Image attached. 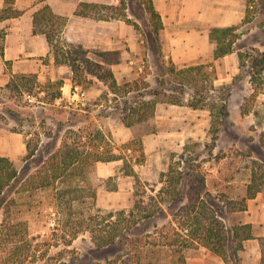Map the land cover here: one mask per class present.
<instances>
[{
    "label": "rangeland",
    "instance_id": "rangeland-1",
    "mask_svg": "<svg viewBox=\"0 0 264 264\" xmlns=\"http://www.w3.org/2000/svg\"><path fill=\"white\" fill-rule=\"evenodd\" d=\"M108 1L119 4V0ZM224 1L227 2L216 0L215 6H221ZM233 1L236 6L243 2L245 14L241 22L233 25L238 27L234 51L217 59L214 57L215 42L208 38L214 27L199 26L192 0H159L166 22V28L163 26L160 31L146 11L144 0H126V12L132 23L124 20L104 23L100 29L101 39L94 35L97 28L89 27V36L77 41L68 40L62 30V42L68 46L71 55L78 58L77 63L82 65L85 73L88 68L102 74L106 69L112 70L120 85L112 90L105 81L88 74L91 83L77 88L66 86L65 89L63 84L61 93L56 94L58 87L47 82L48 79L59 80L61 74L49 63V55L43 58L48 67L39 76L36 73L13 74V77L11 65L0 61V155L9 157L18 170L29 176L61 145L70 127L92 125L110 137L115 152L123 155L126 162L121 159L93 164L89 177L97 190V198L95 202L88 199L77 203L76 216H93L95 222H100L109 213L130 210L135 203V178L127 175L125 170L132 165L146 183V201L147 189L148 193L156 195L165 185L161 175L170 168L196 167L205 176V197L218 206V215L225 225L231 228L244 221L245 213L239 209L251 183L252 163L254 160L264 163V93L249 100L253 88L249 74L239 69L238 53L264 50V4L260 0ZM201 8V13L207 12L209 4L204 3ZM218 13L224 14L223 10ZM1 44L3 39L0 38ZM77 46L82 47L85 54L80 56ZM108 50L120 51L117 62L109 64L103 59L102 52ZM81 57L102 64L103 68L87 64ZM190 66H199L196 84L177 80L171 74V67L179 70ZM66 69L69 79L65 81L73 83V72L71 68ZM162 80L165 84L160 86ZM200 84L207 93V102L213 100L214 88L227 86L229 89L228 116L215 135V141L207 109L166 102L168 97L175 99L173 96L187 102ZM157 89L158 104L154 116L128 126L123 113L126 102L130 106L140 100H152ZM76 92L78 94L74 95ZM243 108L248 109L244 114ZM86 120L88 122H83ZM27 141L39 150L32 157L28 156ZM139 141L143 143L145 156L137 163L141 152ZM129 143L131 150L125 149ZM16 189L9 193L17 200L12 218L28 224L36 247L34 253L38 256L34 264L138 263L136 257L129 258L118 245L98 248L89 230H80L77 237L72 238L66 228L62 229V223L56 221L54 188L22 193H16ZM260 193L264 196V186ZM3 218L1 209L0 224ZM171 219L172 213L166 209L158 218L140 222L132 235L141 237L147 244V232L154 233L164 225L170 227ZM228 247L226 261L202 245L189 247L183 252L185 264L252 262L245 252L234 255ZM179 256L171 250L165 251L158 264H177L175 258ZM141 264H147V257Z\"/></svg>",
    "mask_w": 264,
    "mask_h": 264
},
{
    "label": "trees",
    "instance_id": "trees-1",
    "mask_svg": "<svg viewBox=\"0 0 264 264\" xmlns=\"http://www.w3.org/2000/svg\"><path fill=\"white\" fill-rule=\"evenodd\" d=\"M14 1L5 0L4 8L0 9V22L22 14L21 11L13 7ZM260 1L264 4V0ZM144 2L146 11L150 13L151 19L157 24V30H162L163 21L153 0H144ZM126 10V0H119V4L111 6L81 2L77 7L76 14L104 20L121 19L132 23ZM66 22V17L55 14L50 5L44 4L33 14V33L45 36L56 64L70 66L73 72V86L91 83L92 81L88 77L90 74L105 81L111 90L119 87L111 69H106L105 74H102L98 70L88 68L85 73L82 65L77 63L78 58L71 55V52L67 50L68 46L62 42L60 37ZM237 28V26L214 27L210 30L209 37L211 41L215 42V59L234 51ZM4 37L5 33L1 31L0 38L4 39ZM3 49L4 46L1 44L0 54H3ZM77 49L80 56L81 53L85 54L82 47L77 46ZM102 57L107 63H114L119 60L120 51H104ZM238 57L239 69L250 76L253 92L249 100L252 101L259 93H264V50L241 51L238 53ZM81 60L87 64H93L95 67L103 68L102 64L93 63L87 57H81ZM6 62L11 63L10 61ZM197 69L199 66H190L179 70L171 67L170 70L172 76L177 80L196 84L199 75ZM20 76L25 77V75ZM47 83L58 87L56 94L61 93L64 84L62 79L57 81L48 79ZM159 84L160 86L164 85V80L159 81ZM196 89V94L187 102L181 98L176 99L177 96H173L175 99L168 97L169 101L166 102L187 105L194 109H207L211 117V131L215 141V135L228 116L226 105L229 89L227 86L214 88L216 93L212 101L209 99L210 102L205 99L207 93L205 94L202 84L198 85ZM158 93L157 89L152 100H140L130 106L126 102L123 109L125 123L132 126L152 118L158 104ZM247 111L248 109H242L243 114ZM83 122H88V120ZM126 145L125 149L131 150V144ZM138 145L141 152L140 157H137V163L142 162L145 156L143 143L139 141ZM27 152L28 156L32 157L39 150L36 147L33 148L31 142L27 141ZM121 159L126 162L123 155L115 152L110 137L100 128L92 125H83L76 129L70 127L62 139L61 145L42 162L35 173L29 176L25 171L18 170L9 157L0 155V210L2 209L4 213L0 224V264H34L38 258L34 253L36 247L33 237L30 236L27 222L15 221L12 218L17 200L9 193L16 188V193L54 188L56 206L54 213L58 215L56 221L59 224L62 223V229L66 228L65 230L72 234V238L77 237L80 230H89L98 248L118 245L126 251L129 258L136 257L137 264H141L145 257H147V264H158L162 253L168 252V250L180 255L175 258L177 264H185L184 250L197 245L208 248L226 261L229 254L228 246L231 247V252L236 255L240 250H243L244 240L252 238L251 224H237L231 228L225 225L223 219L218 215V206L211 198L205 197V194L207 195L205 176L196 167L170 168L168 172L161 175V182L165 185L156 195L148 193L147 189L146 201V183L139 178L134 167L128 165L125 173L135 178V203L130 210H121L117 214L109 213L103 216L100 222H95L93 216H76L74 209L77 203H84L88 199L95 202L97 198V190L89 177V171L93 164ZM251 168V183L247 187V194L243 198V204L239 210H246L247 199L254 198L264 186V163L254 160ZM164 209L165 211L168 209L172 213L170 227L164 225L154 233L147 232V244L141 237L132 235L133 229L140 222L158 218L159 215L165 214ZM115 216L114 221L109 220ZM261 241L260 264H264V237L261 238Z\"/></svg>",
    "mask_w": 264,
    "mask_h": 264
},
{
    "label": "crops",
    "instance_id": "crops-1",
    "mask_svg": "<svg viewBox=\"0 0 264 264\" xmlns=\"http://www.w3.org/2000/svg\"><path fill=\"white\" fill-rule=\"evenodd\" d=\"M166 0H163L165 2ZM81 2L97 3L102 5H117L108 0H15L13 7L22 12L18 17L7 18L0 22V32L5 33L3 39V54H0V61H10L11 73L13 74H41L48 65H45L43 58L50 56L49 63L61 74L60 79L64 80V89L66 86L71 88L73 83L65 80L69 79L66 75V68H70L67 64H56L53 54L44 35L33 33V14L44 4L51 6L53 12L59 16L66 17L67 22L63 27L62 34H65L68 40H81L87 37L90 28H97L94 32L97 39H101V25L104 23H113L123 21L121 19H96L90 16H81L76 14L78 5ZM154 5L161 15L163 26L166 28L164 20L165 12L159 6V0H153ZM170 2V0H168ZM193 9L197 14L199 26L209 27H228L233 26L242 21L245 14L243 2L239 6L233 5V0L223 2L221 6L216 7V0H192ZM204 3L209 4L207 12L201 13ZM5 0H0V9L4 8ZM223 10L221 15L218 11ZM183 17V15H182ZM118 26V25H117ZM205 30L208 37V30ZM93 32V31H91ZM61 34V39H62ZM64 36V35H63ZM210 38V37H208ZM71 71V70H70ZM66 94V93H65ZM262 191V190H261ZM260 191V192H261ZM258 192L254 198L247 199V209L242 210L245 213L244 221L238 224H251L252 238L244 240V248L240 250L251 257L252 262L249 264H260L261 249L260 240L264 237V196ZM239 251V252H240ZM243 264H247L243 262Z\"/></svg>",
    "mask_w": 264,
    "mask_h": 264
},
{
    "label": "built area",
    "instance_id": "built-area-1",
    "mask_svg": "<svg viewBox=\"0 0 264 264\" xmlns=\"http://www.w3.org/2000/svg\"><path fill=\"white\" fill-rule=\"evenodd\" d=\"M78 86H76V88H77ZM76 94H78V92H76V93H74V95H76Z\"/></svg>",
    "mask_w": 264,
    "mask_h": 264
}]
</instances>
